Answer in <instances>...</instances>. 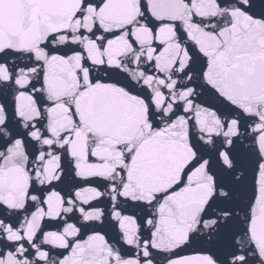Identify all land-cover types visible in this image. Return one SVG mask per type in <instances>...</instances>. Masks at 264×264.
I'll return each instance as SVG.
<instances>
[{"label": "snow or ice", "instance_id": "obj_1", "mask_svg": "<svg viewBox=\"0 0 264 264\" xmlns=\"http://www.w3.org/2000/svg\"><path fill=\"white\" fill-rule=\"evenodd\" d=\"M0 264H264V0H0Z\"/></svg>", "mask_w": 264, "mask_h": 264}]
</instances>
